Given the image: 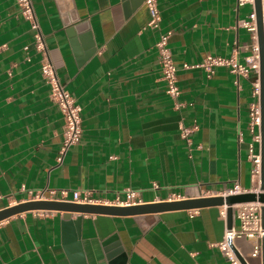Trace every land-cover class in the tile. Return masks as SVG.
I'll use <instances>...</instances> for the list:
<instances>
[{
    "label": "crops",
    "instance_id": "obj_1",
    "mask_svg": "<svg viewBox=\"0 0 264 264\" xmlns=\"http://www.w3.org/2000/svg\"><path fill=\"white\" fill-rule=\"evenodd\" d=\"M31 1L58 79L80 107L82 132L57 162L63 118L42 78L33 31L16 0H0V209L24 202L28 190L46 198L90 190L107 204L127 188L141 204L262 192L248 150L260 149L249 117L254 73L216 66L209 76L196 66L207 55L246 62L252 42L240 22L253 3L157 0L161 29L171 31L174 100L144 0ZM182 127L191 129L186 138ZM235 185L242 191L227 193ZM221 209L82 214L86 262L110 264L123 252L127 264H231L217 247L228 228ZM62 214L32 210L1 221L0 264H71ZM233 243L248 264H261L250 254L252 240Z\"/></svg>",
    "mask_w": 264,
    "mask_h": 264
},
{
    "label": "built area",
    "instance_id": "obj_2",
    "mask_svg": "<svg viewBox=\"0 0 264 264\" xmlns=\"http://www.w3.org/2000/svg\"><path fill=\"white\" fill-rule=\"evenodd\" d=\"M244 2H251L253 0H238L239 4ZM19 8V12L22 17L29 22L33 31L34 48L41 54V75L47 84L50 86L51 98L53 102L58 106L62 118H63V139L56 157L57 162H61L66 150L72 144H75L82 132L81 128V115L80 107L75 102L74 97L65 88V86L58 79L55 67L50 60L48 51L46 49L44 36L41 32L39 23L36 19L34 8L31 0H16ZM144 3L149 12L148 25L159 30L158 39L156 41L157 59L161 68L162 78L166 83L167 93L176 100L180 94V88L177 84L176 66L173 60V56L169 47V37L171 31H163L160 26L161 15L158 8L157 0H144ZM262 19H263V32H264V0H261ZM241 25L250 32V39L252 42L251 54L246 58L245 63H238L233 58L225 59L219 56L207 55L196 66L203 68L210 76L216 66H227L231 72L235 74H249L251 71L254 73V81L252 93L255 98L249 109L250 127L252 132L254 129L257 133L254 134V141L260 142L259 126H260V104H259V48L257 43V30H256V15L254 9L249 13L246 20H242ZM184 67H190L184 64ZM257 82V83H256ZM176 107L180 105L176 101ZM191 129L182 127L181 135L186 138ZM249 157L253 162L252 173L255 177L260 175V154L254 152L253 144H249ZM242 189L235 185L233 188L228 189L227 193H238ZM51 196L46 198L43 192L32 190L27 191V198L24 201L32 200H62L71 201L82 204H98L102 203L99 199L94 197L90 190H68L62 189L59 191V196L55 197L54 191H50ZM180 197L179 195L176 196ZM175 197V198H176ZM110 204L119 206H130L141 204L142 199L139 193L132 189H125L122 196L117 195L114 200L108 202ZM107 204V203H102ZM263 204L258 201H250L233 204L234 217L238 221V226L226 228L222 239L217 243V247L224 254V256L230 261L231 264H241L238 255L234 251V239L236 237L244 236L247 239L252 240L253 247L251 250V256L258 257L261 255L260 240L264 236V229L262 228L261 208ZM44 211V210H43ZM219 214L225 218L226 205H223V209L219 211ZM237 250V249H236Z\"/></svg>",
    "mask_w": 264,
    "mask_h": 264
},
{
    "label": "water",
    "instance_id": "obj_3",
    "mask_svg": "<svg viewBox=\"0 0 264 264\" xmlns=\"http://www.w3.org/2000/svg\"><path fill=\"white\" fill-rule=\"evenodd\" d=\"M254 12L256 15V30L257 43L259 48V104H260V186L262 192L245 193L228 196H213V197H198L190 199L162 201L153 203H143L130 206H119L114 204H82L71 201L62 200H32L19 202L17 204L0 209V222L8 217L22 212L32 210H47L62 212L61 234L62 244L66 255L71 264H87L85 254L82 248L81 237V222L82 214H105L115 216H127L136 214L156 213L173 209H194L208 205L219 206L226 205L228 228L232 227L233 204L258 201L263 204L261 208L262 228L264 229V32L261 0H253ZM74 18L72 21H75ZM76 29V27H75ZM72 33V30L69 31ZM80 39L86 38L85 35H80ZM71 213H78L73 217ZM261 244V264H264V236L260 240ZM238 255L241 264H248L245 258L234 248ZM110 264H127L126 255L120 253L116 260Z\"/></svg>",
    "mask_w": 264,
    "mask_h": 264
},
{
    "label": "bare ground",
    "instance_id": "obj_4",
    "mask_svg": "<svg viewBox=\"0 0 264 264\" xmlns=\"http://www.w3.org/2000/svg\"><path fill=\"white\" fill-rule=\"evenodd\" d=\"M257 83V82H256Z\"/></svg>",
    "mask_w": 264,
    "mask_h": 264
},
{
    "label": "trees",
    "instance_id": "obj_5",
    "mask_svg": "<svg viewBox=\"0 0 264 264\" xmlns=\"http://www.w3.org/2000/svg\"><path fill=\"white\" fill-rule=\"evenodd\" d=\"M257 131V130H256Z\"/></svg>",
    "mask_w": 264,
    "mask_h": 264
}]
</instances>
